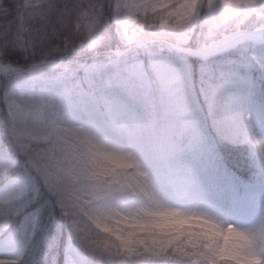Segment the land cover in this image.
Masks as SVG:
<instances>
[{
  "label": "clouds",
  "instance_id": "1",
  "mask_svg": "<svg viewBox=\"0 0 264 264\" xmlns=\"http://www.w3.org/2000/svg\"><path fill=\"white\" fill-rule=\"evenodd\" d=\"M257 50L264 52V0H0V124L28 145L21 163L37 161L39 169H29L35 183L12 197L13 173H0V238L18 250L17 264L38 232L27 264H57L61 236L64 264H164L137 228L156 210L153 196L174 201L139 155L151 194L133 184L135 169L115 166L132 149L109 129L124 125L93 122L65 94L71 79L60 85L57 77L92 62L110 70L134 59L150 70L163 66L174 82L162 85L152 72L147 106L142 90L121 92L130 108L141 109L137 126L150 123L159 134L161 101L200 99L201 89L236 82L252 65L264 79ZM240 137L258 159L264 156V135L247 117ZM176 164L187 179H200L188 156ZM195 231L202 243L210 239L213 248L233 252L246 239L245 227L220 219Z\"/></svg>",
  "mask_w": 264,
  "mask_h": 264
},
{
  "label": "snow or ice",
  "instance_id": "2",
  "mask_svg": "<svg viewBox=\"0 0 264 264\" xmlns=\"http://www.w3.org/2000/svg\"><path fill=\"white\" fill-rule=\"evenodd\" d=\"M152 72L162 85L174 82L163 66L150 70L144 61L134 59L114 70L104 63L83 64L76 71L62 73L57 83L63 85L71 79L72 86L65 87V94L96 124L105 125L111 120L124 125L118 131L109 129L111 135L124 139L132 149L116 157L115 166L135 169L133 184L145 194H151L147 175L137 162L139 155L174 201L170 205L153 196L157 208L149 210L147 215L151 219L141 222L137 228L148 234L152 247L158 250L157 259L162 257L164 264H264V218L245 227L246 239L237 245V252L213 248L214 241L210 239L202 243L203 235L195 228L217 218L204 210L208 200L201 181L187 179L176 164L193 152L214 153L217 141L244 143L240 129L245 117L252 120L247 111L248 92L240 91L236 82L225 80L209 85L206 91L201 89L200 99L161 101L163 126L156 134L150 123L137 126L135 121L141 109L130 108L121 96L122 91L131 93L138 88L143 92L145 106L150 104ZM27 148V144L14 138L7 126L0 124V173H13L8 181L9 197L21 195L30 182L35 183L29 169L38 171V162L29 159L22 164L20 160L27 154ZM259 162L264 167V156ZM0 264H17V260L0 258Z\"/></svg>",
  "mask_w": 264,
  "mask_h": 264
},
{
  "label": "trees",
  "instance_id": "3",
  "mask_svg": "<svg viewBox=\"0 0 264 264\" xmlns=\"http://www.w3.org/2000/svg\"><path fill=\"white\" fill-rule=\"evenodd\" d=\"M5 2L7 3V0ZM10 56L23 62L18 52H10ZM236 85L240 91L248 92V113L251 116H258L264 123V80L251 74L250 78L238 79ZM188 157L195 162L200 181L206 189L208 203L204 206V210L220 220H224V217L228 215L234 225L248 227L245 221L246 214L251 210L253 201H262L264 197V193L260 195L256 193L258 189L264 187V167L261 166L256 153L250 146L246 143L217 141L214 153L193 152ZM201 167H204L205 172L201 171ZM229 201L232 204L231 207H228ZM262 210L264 205L259 213ZM259 213L256 220L260 216ZM39 244L40 233L38 232L32 244L22 254L21 264H27ZM55 251L57 264H62L63 236L60 237ZM6 257L9 258L8 253L1 250L0 243V258Z\"/></svg>",
  "mask_w": 264,
  "mask_h": 264
},
{
  "label": "rangeland",
  "instance_id": "4",
  "mask_svg": "<svg viewBox=\"0 0 264 264\" xmlns=\"http://www.w3.org/2000/svg\"><path fill=\"white\" fill-rule=\"evenodd\" d=\"M259 54H264V52H262L261 50H257ZM250 75V73L248 72V74L246 75L244 72V76L248 77ZM261 74L260 72L258 73V77L260 78ZM254 127L256 128L257 124L256 121L252 122ZM5 249L8 250V252L10 253V256L12 258H16L17 257V252L18 250L15 248V246L11 243V241H6L5 244ZM23 252V251H22ZM64 259H65V253H64V258H63V264H64Z\"/></svg>",
  "mask_w": 264,
  "mask_h": 264
}]
</instances>
